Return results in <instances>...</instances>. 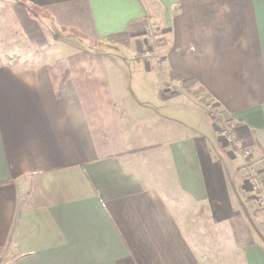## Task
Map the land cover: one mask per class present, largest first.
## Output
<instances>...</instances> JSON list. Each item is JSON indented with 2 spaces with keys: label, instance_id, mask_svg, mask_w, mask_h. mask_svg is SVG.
<instances>
[{
  "label": "crops",
  "instance_id": "0c3cea01",
  "mask_svg": "<svg viewBox=\"0 0 264 264\" xmlns=\"http://www.w3.org/2000/svg\"><path fill=\"white\" fill-rule=\"evenodd\" d=\"M8 8L30 44H50L49 24L62 36L42 62L0 55V263L264 264L244 169L221 137L217 147L220 121L205 110L233 123L264 180V0ZM80 51L100 70L75 64L59 84L49 58ZM202 211L211 223L187 222Z\"/></svg>",
  "mask_w": 264,
  "mask_h": 264
},
{
  "label": "rangeland",
  "instance_id": "374dc122",
  "mask_svg": "<svg viewBox=\"0 0 264 264\" xmlns=\"http://www.w3.org/2000/svg\"><path fill=\"white\" fill-rule=\"evenodd\" d=\"M9 12V8H8V0H0V55L2 58H6L9 59L11 62H19V63H36V62H42L44 60V56L46 53V48L48 46H56L57 42H61L59 39L56 40V36H62L61 32L58 29H55L52 25L49 24V32H48V37H50V44H48L47 46H34L32 44H30L25 38H23V33L19 30V28H17V26L14 25V22L12 21L11 16L7 13ZM52 27V28H51ZM47 28V27H46ZM57 34V35H56ZM150 41L148 42L149 45H153V43L151 44V39H149ZM156 42V41H155ZM143 45L144 46V50L145 51H150L151 55L149 57H146L145 59L149 58V63H153L152 58L153 54H156L157 52V48H152L149 47V45ZM155 45V44H154ZM76 47H71L72 49H77V48H83L85 47V49H89L88 52L92 53L95 51H91V50H97V51H101V48H104L105 46H107L104 42L100 45H93V47H89V46H84V45H75ZM110 47V46H109ZM71 48H64L63 50L65 51V53H67L68 51L71 50ZM67 51V52H66ZM154 51V53H153ZM85 52V51H80L79 53H77V55H73L72 58L69 60H67L68 57L65 58H60L57 59V56L51 57L49 58V60H53L50 61V63H65V62H73V63H81V64H85V63H93V64H97L95 67L97 69L100 70L99 64H101L102 62L99 61L100 58L98 56H94L91 55L90 53ZM62 53V52H61ZM59 53V54H61ZM96 74L98 75H102L101 72H97ZM211 106V107H210ZM213 109L215 111V109L213 108L212 104H209L207 108H205V110L210 112V109ZM218 113V112H217ZM219 114V113H218ZM210 115V114H209ZM216 118V117H215ZM223 118L220 119V121H222ZM220 133V127H219V132L215 133L217 134L216 136V145H218L217 147H222V143L221 139H219L221 136ZM225 147V145H224ZM228 147V146H226ZM231 149V148H230ZM231 159V158H230ZM232 164H233V168L234 171L236 172L237 170L241 173L242 175V171L244 169V176H246V170L245 168L242 166V163L240 162L239 159H237V157L235 156V158H232ZM258 169V168H256ZM259 178L260 181H264L262 179L261 174H259ZM245 180L247 181V179L245 178ZM243 181V180H242ZM263 184V182H262ZM246 187L244 186V189L247 188L248 190H243L245 193V196L241 197L242 199H244V203L246 205V207H248L251 210H255L258 212V216H254L252 215V223L254 224H262L264 225V206L261 205L260 201L255 198V195L253 193V191L250 189V185L245 184ZM239 189V192L242 193L241 189ZM243 189V187H242ZM263 189H264V184H263ZM245 197V198H244ZM204 211V210H203ZM201 213H193L190 214L189 216H187V222H190L191 224L193 223L195 224H199V225H208L209 223H211V219L210 216L206 215L204 212ZM260 222V223H259ZM206 232H203V234H205ZM201 232H194L193 235H196L197 238L200 239L201 237ZM211 232L208 233V238L211 240L212 236H211ZM203 239V238H202ZM211 248L205 250L208 252V255L210 256L209 258H215L212 256V253L214 251V248ZM213 251V252H212ZM223 258H226V254L223 256ZM231 258V257H230ZM227 261V259H226ZM232 259H229V264H232ZM3 264V263H1Z\"/></svg>",
  "mask_w": 264,
  "mask_h": 264
},
{
  "label": "built area",
  "instance_id": "2783aa9c",
  "mask_svg": "<svg viewBox=\"0 0 264 264\" xmlns=\"http://www.w3.org/2000/svg\"><path fill=\"white\" fill-rule=\"evenodd\" d=\"M144 54L146 57H149L151 55V52L145 51ZM209 114L211 117L214 118L216 117L218 121H220V119L223 118V120L219 122L220 125L219 134H221L220 136L222 142L225 143L226 146L231 148L234 155L242 163V166L246 170L245 171L246 179L248 182L247 185H250V189L253 191L255 198H257L260 201L261 205L264 206V189L262 184L263 181H260L259 178L260 173L258 172V169H256L257 167L255 166L254 159L252 158L253 149L250 146H247V144L243 140H241L237 136V134H235L236 131L233 123L227 121L225 117L221 116L213 109H210ZM262 145H263V149H262L261 159L264 161V142Z\"/></svg>",
  "mask_w": 264,
  "mask_h": 264
},
{
  "label": "trees",
  "instance_id": "16d2710c",
  "mask_svg": "<svg viewBox=\"0 0 264 264\" xmlns=\"http://www.w3.org/2000/svg\"><path fill=\"white\" fill-rule=\"evenodd\" d=\"M73 55H77V53L73 54ZM73 55L69 56L67 58V60L68 59L70 60ZM64 64L71 65V66L68 68L67 67L63 68L62 65H64ZM75 64H80V63H73V62H65V63H57L56 62V63H53V65H54L53 68L50 67V72L52 73L51 76H53L54 79L57 78L56 80H58V83L62 84L67 79L66 74H68L72 69L75 70V68H73V66Z\"/></svg>",
  "mask_w": 264,
  "mask_h": 264
},
{
  "label": "bare ground",
  "instance_id": "6f19581e",
  "mask_svg": "<svg viewBox=\"0 0 264 264\" xmlns=\"http://www.w3.org/2000/svg\"><path fill=\"white\" fill-rule=\"evenodd\" d=\"M210 116V115H209ZM211 117V116H210ZM212 119H213V117H212Z\"/></svg>",
  "mask_w": 264,
  "mask_h": 264
}]
</instances>
